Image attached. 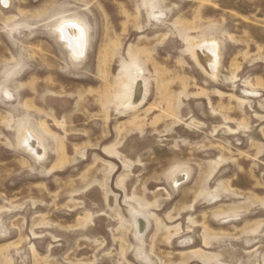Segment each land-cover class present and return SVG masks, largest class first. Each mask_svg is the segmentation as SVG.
Masks as SVG:
<instances>
[{
	"label": "rangeland",
	"instance_id": "374dc122",
	"mask_svg": "<svg viewBox=\"0 0 264 264\" xmlns=\"http://www.w3.org/2000/svg\"><path fill=\"white\" fill-rule=\"evenodd\" d=\"M0 264H264V0H0Z\"/></svg>",
	"mask_w": 264,
	"mask_h": 264
},
{
	"label": "bare ground",
	"instance_id": "6f19581e",
	"mask_svg": "<svg viewBox=\"0 0 264 264\" xmlns=\"http://www.w3.org/2000/svg\"><path fill=\"white\" fill-rule=\"evenodd\" d=\"M75 28V27H74ZM73 27H66V29L64 30V34L65 37L68 40V44L70 45V47H72L73 51H76L78 53H80V48L81 46H79L80 44L82 45L83 40H82V36H78V34H74L75 33V29ZM78 33V32H77ZM82 49V48H81Z\"/></svg>",
	"mask_w": 264,
	"mask_h": 264
}]
</instances>
